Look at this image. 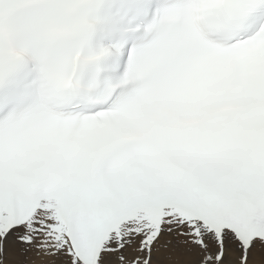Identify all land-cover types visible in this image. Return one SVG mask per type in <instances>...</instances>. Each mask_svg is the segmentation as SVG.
I'll use <instances>...</instances> for the list:
<instances>
[{
	"label": "snow or ice",
	"instance_id": "6c2138e0",
	"mask_svg": "<svg viewBox=\"0 0 264 264\" xmlns=\"http://www.w3.org/2000/svg\"><path fill=\"white\" fill-rule=\"evenodd\" d=\"M0 264H264V0H0Z\"/></svg>",
	"mask_w": 264,
	"mask_h": 264
}]
</instances>
